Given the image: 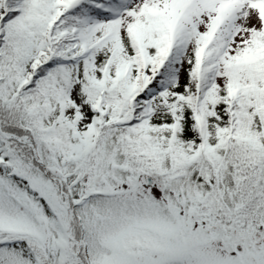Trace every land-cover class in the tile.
<instances>
[{
  "label": "snow or ice",
  "instance_id": "6c2138e0",
  "mask_svg": "<svg viewBox=\"0 0 264 264\" xmlns=\"http://www.w3.org/2000/svg\"><path fill=\"white\" fill-rule=\"evenodd\" d=\"M0 264H264V0H0Z\"/></svg>",
  "mask_w": 264,
  "mask_h": 264
}]
</instances>
